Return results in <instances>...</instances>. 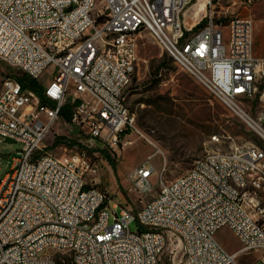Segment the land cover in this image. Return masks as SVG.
Returning <instances> with one entry per match:
<instances>
[{
  "label": "built area",
  "instance_id": "obj_1",
  "mask_svg": "<svg viewBox=\"0 0 264 264\" xmlns=\"http://www.w3.org/2000/svg\"><path fill=\"white\" fill-rule=\"evenodd\" d=\"M194 1L102 0L95 9L97 0H0V59L35 78L53 104L13 76L0 80V136L21 143L0 178V264H240L242 255L264 264L259 145L207 153L160 180L136 210L86 179L96 171L87 148L113 147L132 126L126 96L142 31L264 138V56L253 53L252 18L216 19L210 10L187 26L184 11ZM67 102L69 124L86 147L55 155L44 139ZM154 173L147 156L129 172L131 187L147 194ZM222 227L237 237L238 249L217 239Z\"/></svg>",
  "mask_w": 264,
  "mask_h": 264
},
{
  "label": "rangeland",
  "instance_id": "obj_2",
  "mask_svg": "<svg viewBox=\"0 0 264 264\" xmlns=\"http://www.w3.org/2000/svg\"><path fill=\"white\" fill-rule=\"evenodd\" d=\"M194 2L187 6L189 11L184 12L185 23L193 18ZM211 3L212 6L208 4L198 16L211 10L216 19H228L233 15L252 18L253 53L263 57L264 0H211ZM101 6L102 0H97L95 9ZM135 47V72L126 96L129 113L133 116L132 126L117 137L113 147L100 142L87 148V154L96 164V171L86 174L88 182L103 188L111 200L136 210L155 194L160 180H172L209 152H228L235 146L247 144L264 148V140L236 113L215 100L149 32L142 31L135 36ZM19 72L0 59V80ZM48 77L44 73L41 80ZM254 105L253 112L258 108V104ZM213 135L219 140L212 139ZM56 136L62 138L56 142ZM84 140L75 127L59 118L44 144L53 154L62 155L84 148ZM20 148V142H7L0 136V178L10 170L14 158L20 155ZM147 156H150L155 173L151 176V190L140 195L131 187L128 174ZM164 162L166 167L162 171ZM130 228L136 230L138 224L133 221ZM216 237L229 251L240 247L237 237L227 227L217 230ZM179 256L177 253V258ZM253 258V255H242L239 262L248 264Z\"/></svg>",
  "mask_w": 264,
  "mask_h": 264
},
{
  "label": "trees",
  "instance_id": "obj_3",
  "mask_svg": "<svg viewBox=\"0 0 264 264\" xmlns=\"http://www.w3.org/2000/svg\"><path fill=\"white\" fill-rule=\"evenodd\" d=\"M200 23H197L196 25H194V27L195 28L199 27L201 25ZM14 77L17 79V81L21 84L23 88H27L33 91L40 98L41 102H46L49 103L50 105H53L52 102L46 98V96L42 91V87L40 83L35 78L21 71ZM71 107L72 104L68 102L64 103L58 114L61 119H63L65 122L68 123L70 121ZM61 138H62L61 136H56V142ZM111 165L114 168L113 162H111Z\"/></svg>",
  "mask_w": 264,
  "mask_h": 264
},
{
  "label": "bare ground",
  "instance_id": "obj_4",
  "mask_svg": "<svg viewBox=\"0 0 264 264\" xmlns=\"http://www.w3.org/2000/svg\"><path fill=\"white\" fill-rule=\"evenodd\" d=\"M208 0H196L194 3H193V6L194 9L192 11V16L194 20H189V22H186L185 24L187 26H190L192 25L200 16L199 13L202 11V10H206V3H207ZM186 11V9H185ZM184 11V12H185ZM189 17V16H188ZM177 62H185V55H177ZM264 140V138H262ZM253 192V185H246L245 186V193H252Z\"/></svg>",
  "mask_w": 264,
  "mask_h": 264
},
{
  "label": "water",
  "instance_id": "obj_5",
  "mask_svg": "<svg viewBox=\"0 0 264 264\" xmlns=\"http://www.w3.org/2000/svg\"><path fill=\"white\" fill-rule=\"evenodd\" d=\"M5 141H7V142H12V140L11 139H9V138H6V140Z\"/></svg>",
  "mask_w": 264,
  "mask_h": 264
},
{
  "label": "crops",
  "instance_id": "obj_6",
  "mask_svg": "<svg viewBox=\"0 0 264 264\" xmlns=\"http://www.w3.org/2000/svg\"><path fill=\"white\" fill-rule=\"evenodd\" d=\"M192 6H193V5H192ZM192 6H191V7H192ZM189 9H190V7H188V8L186 9V11H185V12L187 13V12L189 11Z\"/></svg>",
  "mask_w": 264,
  "mask_h": 264
}]
</instances>
